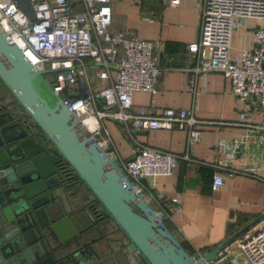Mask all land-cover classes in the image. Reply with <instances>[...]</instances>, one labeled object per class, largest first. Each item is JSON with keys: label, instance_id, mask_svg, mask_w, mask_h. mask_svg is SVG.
Here are the masks:
<instances>
[{"label": "built area", "instance_id": "1", "mask_svg": "<svg viewBox=\"0 0 264 264\" xmlns=\"http://www.w3.org/2000/svg\"><path fill=\"white\" fill-rule=\"evenodd\" d=\"M177 6L180 0H161ZM33 19L29 20L14 0H0V29L25 55L35 70L46 71L49 87L80 123L94 120L89 133L102 152H108V134L102 119L116 121L130 143V155L116 161L127 185L142 197V181L171 174L179 160L192 161L191 146L198 140L199 122L193 109L163 108L154 114L143 109L131 112L134 92L155 94L157 78L163 72L158 63L161 42L141 40L125 32L108 30L110 0H29ZM199 21L196 36L188 46L185 91L195 92V82L209 72L222 74L230 93L240 103L237 124L243 127L238 138L216 139L209 147L216 157L202 163L212 169L211 188L222 186L224 178L240 174L264 185V0H193ZM151 21L149 17H141ZM244 19L258 24L251 29V47L230 55V39ZM100 68L107 84L91 91L87 87L86 62ZM101 71L103 75L101 74ZM100 102V108L97 106ZM82 124V123H81ZM185 132V151L171 153L139 142L136 131L171 129ZM148 191H152L151 185ZM165 209L178 210V199L155 195ZM158 223L164 214L151 210ZM196 253L201 264H264V214L218 250L210 260Z\"/></svg>", "mask_w": 264, "mask_h": 264}, {"label": "water", "instance_id": "2", "mask_svg": "<svg viewBox=\"0 0 264 264\" xmlns=\"http://www.w3.org/2000/svg\"><path fill=\"white\" fill-rule=\"evenodd\" d=\"M14 1L32 20L29 0ZM44 73L33 69L0 29V83L21 108L15 116L1 113L5 105L0 103V264H107L96 260L88 245L96 220L84 207L71 209L64 190L69 169L126 237L125 249L134 254L135 264H201L158 223L126 184L118 163L52 93ZM249 226L202 258L210 260Z\"/></svg>", "mask_w": 264, "mask_h": 264}, {"label": "crops", "instance_id": "3", "mask_svg": "<svg viewBox=\"0 0 264 264\" xmlns=\"http://www.w3.org/2000/svg\"><path fill=\"white\" fill-rule=\"evenodd\" d=\"M68 1L76 8L77 0ZM109 8L108 30L111 33L125 32L141 40L161 42L158 63L163 72L157 78L156 92L152 96L147 92H134L131 112L143 109L154 114L163 108H191L199 121L196 125L198 140L189 151L192 161L179 160L171 174L143 180L142 197L151 210L164 214L162 222L177 244L192 255L205 253L231 233L256 224L264 214L263 183L237 174L224 178L220 188L212 189V169L202 164L215 159L216 155L209 147L216 139L238 138L243 133V127L237 124L240 103L230 93L228 80L218 72H209L204 79L198 78L194 93L185 91L188 46L195 39L199 21L193 0H180L177 6L161 0H110ZM141 17H149L151 21ZM257 24L256 20L244 19L233 32L229 49L232 57L251 47V29ZM85 62L89 90L94 91L108 83V76H99V67L88 59ZM96 104L98 106L100 102ZM99 124L108 134V152L116 161L128 159L130 143L118 123L102 119ZM134 136L152 148L177 154L185 151V132L175 128L136 131ZM149 185L151 192L147 188ZM74 192L71 191L68 197L73 208L83 207L91 200V195L80 184L74 185ZM157 193L166 199H178V210L163 208L155 198ZM118 245L111 244L105 249L111 255L106 263L122 264L128 259L127 264H135Z\"/></svg>", "mask_w": 264, "mask_h": 264}, {"label": "flooded vegetation", "instance_id": "4", "mask_svg": "<svg viewBox=\"0 0 264 264\" xmlns=\"http://www.w3.org/2000/svg\"><path fill=\"white\" fill-rule=\"evenodd\" d=\"M45 75L46 77H50L49 74H45ZM43 79L49 85L50 81L47 80L45 77H43ZM0 85L2 84L0 83ZM0 98H1V94H0ZM0 103L2 102L0 101ZM5 111H8L14 116L20 113V111L13 112V110L7 108L6 106L4 110H1V113H4ZM25 123H31L28 117L25 118ZM68 171L69 174L66 177L68 178V180L66 182L72 181L75 178H77L71 169H69ZM83 207L86 208V211L88 212V214H90V217L96 220L93 224L94 228L89 230V236H87L88 239L90 240L88 242V245H91L94 251V255H93L94 258L96 260H101V259L107 260L108 258H110L111 256L110 253L108 252L109 254H107V252H105L106 251L105 249L109 248L111 244L119 243L118 246L123 248L125 252L126 251L125 247L127 246L128 243L126 237L123 235V233L118 229V227L113 223V221L109 217L103 215L101 207L100 206L98 207V204L94 201V199L91 197V200L88 202V204ZM80 208H73L71 205L72 210H76V209L78 210ZM91 213L97 215L96 218H94V215H91ZM82 225H84V222H82L80 226ZM126 254L129 256V259L133 261L132 257L134 256V254L129 253L127 251ZM127 260L128 259H124L122 264H127ZM133 262L135 263V261Z\"/></svg>", "mask_w": 264, "mask_h": 264}, {"label": "trees", "instance_id": "5", "mask_svg": "<svg viewBox=\"0 0 264 264\" xmlns=\"http://www.w3.org/2000/svg\"><path fill=\"white\" fill-rule=\"evenodd\" d=\"M43 77H45L47 80H49L51 82V77H46L45 74L42 75ZM0 94H1V98H0V101L5 104V106L7 108H10L11 110H13V112H19L21 111V108L20 106L18 105V103L15 101V99L11 96V94L6 90V88L2 85H0ZM98 106H100V104H98ZM100 108V107H99ZM119 128L121 129L122 131V128L120 127L119 125ZM124 134V133H123ZM75 184H80L82 185V187L85 189V191H87L89 194V190H87L85 188V186L83 185V183L78 179V178H75L74 180L72 181H68V182H65V186H64V190L66 192H71L73 191L74 192V185ZM75 193V192H74ZM71 194V193H70ZM94 201L98 204V207L100 206L99 203L94 199ZM162 226L164 227V229L166 230V226L165 224L162 222ZM167 231V230H166ZM232 234V233H231ZM179 245V244H178ZM179 247L187 254V255H192L190 254L189 252H187L182 246L179 245ZM211 250V249H210Z\"/></svg>", "mask_w": 264, "mask_h": 264}, {"label": "bare ground", "instance_id": "6", "mask_svg": "<svg viewBox=\"0 0 264 264\" xmlns=\"http://www.w3.org/2000/svg\"><path fill=\"white\" fill-rule=\"evenodd\" d=\"M81 123H82V126L84 127V129H86V131L89 132L91 130L93 123H94V120L89 116H84V117H82Z\"/></svg>", "mask_w": 264, "mask_h": 264}]
</instances>
